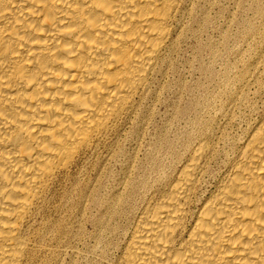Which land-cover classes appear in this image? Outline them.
Segmentation results:
<instances>
[{"label": "bare ground", "instance_id": "6f19581e", "mask_svg": "<svg viewBox=\"0 0 264 264\" xmlns=\"http://www.w3.org/2000/svg\"><path fill=\"white\" fill-rule=\"evenodd\" d=\"M186 1L0 0V264L50 263L38 219L56 183L152 94ZM256 56L236 91L239 132L200 139L131 196L100 235L99 263L264 264V38Z\"/></svg>", "mask_w": 264, "mask_h": 264}, {"label": "rangeland", "instance_id": "374dc122", "mask_svg": "<svg viewBox=\"0 0 264 264\" xmlns=\"http://www.w3.org/2000/svg\"><path fill=\"white\" fill-rule=\"evenodd\" d=\"M186 4L191 9L184 32L152 94L110 142L86 154L56 183V199L38 219L46 234L39 254L49 264H110L98 262L96 245L108 227L121 222L118 213L132 198L181 165L195 142L216 143L225 133L239 132L248 109L235 101L236 91L250 72L257 76L253 64L264 38V0ZM213 163L225 168L222 155Z\"/></svg>", "mask_w": 264, "mask_h": 264}]
</instances>
